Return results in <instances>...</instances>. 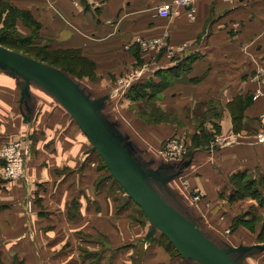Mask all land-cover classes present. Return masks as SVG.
I'll list each match as a JSON object with an SVG mask.
<instances>
[{"label": "crops", "instance_id": "0c3cea01", "mask_svg": "<svg viewBox=\"0 0 264 264\" xmlns=\"http://www.w3.org/2000/svg\"><path fill=\"white\" fill-rule=\"evenodd\" d=\"M7 1L39 23L36 41L75 49L94 63L97 80L63 71L84 93L108 97L103 108L113 114L106 119L128 170L217 245L245 248L232 254L236 264H264V241L226 238L217 213L207 208L219 205L220 196L240 201L232 196L234 174L264 173V142L257 139L264 132V0H198L194 18L185 8L160 16L158 6L171 0ZM16 26L29 28L21 18ZM155 38L162 41L155 49L141 46ZM138 63L156 72L179 68L160 92L159 107L191 125L206 122L214 133L208 145H192L184 160L170 158L158 146L175 135L184 140L173 133L181 132L176 124H155V143L147 146L121 126L114 100L147 80L120 86ZM258 90L263 95L255 98ZM17 140L24 141L25 176L5 178L0 163V264H202L174 255L128 195L120 204L114 190L103 189L106 183L97 180L102 156L67 107L40 79L0 62V146ZM195 190L211 198L201 205L205 214L198 215L189 196Z\"/></svg>", "mask_w": 264, "mask_h": 264}, {"label": "water", "instance_id": "95a60500", "mask_svg": "<svg viewBox=\"0 0 264 264\" xmlns=\"http://www.w3.org/2000/svg\"><path fill=\"white\" fill-rule=\"evenodd\" d=\"M0 62L20 68L27 75L37 77L58 96L89 136L113 178L142 209L155 228L170 240L181 256L198 260L202 264H236L232 254L243 252L245 248L220 247L204 236L179 211L162 201L147 186L142 176L128 170L115 147L111 132L112 124L101 111L104 100L108 97L89 102L83 90L62 69L2 45H0ZM187 162L190 160L184 161ZM178 228H182L186 236L182 237Z\"/></svg>", "mask_w": 264, "mask_h": 264}, {"label": "rangeland", "instance_id": "374dc122", "mask_svg": "<svg viewBox=\"0 0 264 264\" xmlns=\"http://www.w3.org/2000/svg\"><path fill=\"white\" fill-rule=\"evenodd\" d=\"M4 34L5 35L7 34L13 38L15 37L16 38H27L29 35L31 36L33 34H36V31L35 29H31V27L24 28L23 26L22 28L19 29L16 26V24L14 25L13 23H11V21H5V23L0 24V36H3ZM33 44L38 47L45 46L43 42H40L38 40L35 41ZM50 49L51 47L48 48L49 52L52 51ZM22 53L24 54V51ZM55 53H57L58 55L61 54L58 52H54V54ZM27 55L33 57L31 54H27ZM68 55L74 56V58H71V60H73V62L75 63L74 68L77 74H83V73L86 74V72H88V76H83V77H89L90 79H94V80L99 79V77L96 75L97 73H95V65L92 61H88L86 58H82L81 53L79 52L78 53L72 52V53H69ZM48 63L50 62H47V64ZM56 65L57 66L55 67L57 68L60 67L59 64H56ZM142 66L143 64H140V63L136 64L134 69L131 70L130 73L127 74L126 77L131 75L133 72L140 70ZM154 75L150 77L151 80L157 79V76H154ZM80 77L83 78L82 76ZM84 79L85 81L89 80L88 78H84ZM131 88H127L125 89L126 92L121 93L120 95L121 100H119L118 103L116 100H114L115 106L118 107V110L115 111L114 113L116 114L117 112L118 118L121 119L122 122H124L123 123L124 125L122 124L121 126L129 128V130L132 131L133 134L135 133V135L143 142V144H145V146L148 145V142L150 145H153L155 143L154 138H153L155 137V134L153 133V129H156L158 127V125H155L158 123H167L172 126L176 124V126L180 128L181 132H173V133L179 134L181 135V137L184 138V140L183 139L182 140L188 150L187 156L189 155L190 148L193 145V137L199 136V135L202 136L204 133H207V132L212 135L214 134V133H211L210 129H208L206 122H203L201 119L194 121V124L191 125L189 122H187L188 120L185 116L184 118L181 119L179 118L177 114H172L171 112L163 113V111L159 107L160 101L158 97L160 95V92L156 91L155 95L152 96L151 98L149 96L133 98V95L131 97L129 93ZM87 89H89V87H87ZM84 95L88 98L89 102H93L97 100L96 98H100L99 96H101L102 94L88 92V93H84ZM109 97L111 98L112 95H110ZM101 111L107 118L109 115L112 116L113 114L110 106H108V110L106 107L101 108ZM184 112H187V111L184 110ZM193 127H196V128H193ZM168 139L165 138L164 140L160 141L161 145L159 144L158 150L159 148L160 149L163 148L164 143L167 142ZM96 153L94 154L97 155ZM207 154L208 153L202 154V157H199V161L202 162L203 159L205 160V157L207 156ZM194 160L195 158L193 157L192 163H194L193 162ZM97 161L99 162L98 157H97ZM100 163L101 165L104 164V162L101 159H100ZM187 170H188L187 173L189 175L193 172V168H189ZM246 172L249 173L248 171ZM100 173L101 171L98 174L97 180L102 181L103 183H106V184H103V189H105L106 191L110 193L112 190H114L115 191L113 194L114 197H121L123 199L120 204L125 203V201L127 202L128 201L126 199L127 194L124 192L123 189H121V187L117 183L114 182L115 180L111 176L110 171L104 168V170H102V173L101 174ZM260 174L262 173L258 171L257 172L253 171L252 173H249V175L245 176V178H242L243 181L239 180L237 177L235 178L231 177L230 178L232 182L231 191L232 193L233 192L235 193V194L233 193L232 195L233 199L234 200L240 199V201L238 200L235 202H230L226 198L220 196L218 198L219 205H216V207L211 206V208L207 207L209 210L215 211L217 213L216 217L222 221V223H220L219 225V227L222 230L221 232L222 235H224L226 238L230 237V239L235 240L236 243L248 242V241L254 242V240H257V239L259 241H264V182L263 184L260 182V178H261ZM252 178H257L259 180L255 184H253L252 189L244 188L245 182ZM256 188H258L259 190H256ZM237 192L238 193L240 192L241 194H243V197L236 198L235 196H237L236 194ZM189 196L191 200L194 201L195 204H197L198 215L202 211H203L202 214L203 213L205 214L206 210H202L203 208H201V205H209L211 198L206 199L205 197L204 198L201 197L199 200H196L194 197L193 191L190 192ZM223 201L224 203H222ZM203 202H205L206 204H204ZM214 204H216V202H214ZM126 214H123V215H126ZM134 215L136 216V218H140V217L142 218L141 214H138V212H136ZM240 225H241V228H243L242 233H240L241 231L239 232L236 231V233L232 232V230H235ZM234 234L236 238L233 237ZM216 238L218 242L223 240V236L222 238L220 236H217Z\"/></svg>", "mask_w": 264, "mask_h": 264}, {"label": "trees", "instance_id": "16d2710c", "mask_svg": "<svg viewBox=\"0 0 264 264\" xmlns=\"http://www.w3.org/2000/svg\"><path fill=\"white\" fill-rule=\"evenodd\" d=\"M18 18H21L23 20V22L28 27L35 29L36 34H33L31 36L29 35L27 38H16V37L13 38L7 34L6 35L4 34L3 36H0V44L1 45L8 47V48H11V49H14V50L19 51V52L24 51V54H31L33 57L39 59L42 62H45V63L50 62L48 64H51L53 66H57L56 64H59L60 65L59 68H61L62 70L66 71L72 75H75L78 77L88 76V72H86V74L85 73L77 74L75 72V68H74L75 63L73 62V60H71V58H74V56L68 55L69 53H72V52L78 53L79 51H77L75 49H71V50L50 49L52 51L49 52L48 51L49 47H47V46H44V47L39 46L38 47V46L34 45L33 43L36 41V39L39 36V23H37V21L35 19H33L28 13L18 11L11 4H9V1L0 0V24L5 23V21H11V23H13L15 25L16 20ZM53 51L61 53V54H59V55L57 53L54 54ZM81 57L86 58L83 56H81ZM88 61H90V60H88ZM178 69H165V70H159V71L157 70L156 76H157L158 80L157 79L151 80L149 78L144 82H141L139 84L134 85L130 89V92H129L130 96L132 97V95H133V98L149 96L151 98L152 96L155 95L156 91L161 92L165 87L170 85V83L172 81H174V79H176V77L178 78V76L180 75ZM91 78H93V77H91ZM212 137H213L212 134H210L208 132L204 133L202 136L199 135V136L193 137V147H201V146L208 145V143ZM101 159L104 162L102 167H104L105 169H108L104 159L103 158H101ZM247 175H249V173H247L246 171L238 172V173L234 174L232 176V178L237 177L239 180H242V178H245V176H247ZM260 176H261L260 182L263 184L264 173L260 174ZM258 180L259 179H257V178H252V179L247 180L246 182L244 181L245 182L244 188H246V189L251 188L252 189L253 184H255ZM115 182L118 183L116 180H115ZM118 185L120 186L119 183H118ZM256 190H259V189L256 188ZM240 192L236 193L237 194V196H235L236 198H242L243 197V194H241ZM239 194H240V196H239ZM161 241L174 255H180L179 252L176 250V248L173 246V244L170 242V240L165 235L164 236L162 235Z\"/></svg>", "mask_w": 264, "mask_h": 264}, {"label": "built area", "instance_id": "2783aa9c", "mask_svg": "<svg viewBox=\"0 0 264 264\" xmlns=\"http://www.w3.org/2000/svg\"><path fill=\"white\" fill-rule=\"evenodd\" d=\"M77 1V0H74ZM198 0H171L168 3H163L158 6V13L163 18L175 16L180 13L181 8L187 9L188 15L191 18L195 17V4ZM141 46L145 50L155 49L160 46L162 41L160 39H144L141 40ZM155 68L150 66L142 67L140 70L133 72L128 77L120 81L121 87H129L135 82L143 81L154 75ZM263 95V92L258 90L255 98ZM259 142H264V132L258 136ZM227 137H222L221 140L226 142ZM212 148V147H211ZM163 152L170 158L183 159L187 156L188 150L185 146L182 138L178 135L170 137L167 142L164 143L162 148ZM0 163L4 168V177L12 180H16L25 175L26 157L24 153V141L17 140L0 146ZM194 197L199 200L202 196L198 190H195Z\"/></svg>", "mask_w": 264, "mask_h": 264}]
</instances>
